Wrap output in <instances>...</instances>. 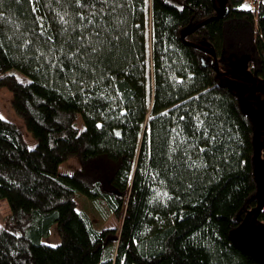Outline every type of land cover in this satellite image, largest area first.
Wrapping results in <instances>:
<instances>
[{
  "label": "trees",
  "instance_id": "1",
  "mask_svg": "<svg viewBox=\"0 0 264 264\" xmlns=\"http://www.w3.org/2000/svg\"><path fill=\"white\" fill-rule=\"evenodd\" d=\"M224 2L0 0V88L36 140L0 119V264H263L231 232L261 205L264 134L255 179L258 111L219 78L264 84V0Z\"/></svg>",
  "mask_w": 264,
  "mask_h": 264
},
{
  "label": "rangeland",
  "instance_id": "2",
  "mask_svg": "<svg viewBox=\"0 0 264 264\" xmlns=\"http://www.w3.org/2000/svg\"><path fill=\"white\" fill-rule=\"evenodd\" d=\"M218 5L220 12H223L225 8L224 0H218ZM238 67L240 69H238ZM241 68V65L238 64L232 69L236 75L240 76V79L237 77H220L219 82L221 84L227 85L230 89H232L239 95L240 107L245 115L254 120V114H256L257 111L259 114L260 110L261 120H263L262 118L264 117V84L260 79H257L255 81V87L249 90L250 84L244 83L243 81L244 79L248 80V78H250L249 74L244 72ZM257 106L260 107L257 108ZM0 117H2L3 120L10 122L17 127L29 148L35 147L36 140L27 131L22 119L13 111L11 107V93L7 88H0ZM76 126L80 130L83 129V124L80 115L77 118ZM255 127L258 132V136L261 135L263 133V129H258L256 123ZM261 153L262 151H259L258 153V179L259 182L264 186V160L262 158L264 156H262ZM77 168V159L70 158L64 163L60 164L57 168V171L61 175H70ZM74 199L77 204V211L83 213L88 217L91 222L92 228L95 231L100 232L106 229L118 230L120 228V219L113 216L105 218L101 214V211L96 203H93L92 201H90L79 193L75 194ZM260 199V201L263 202L264 189H262L260 193ZM9 213L10 211L6 202L0 201V225ZM243 228L245 227L243 226L241 228L234 229L231 232V237H233L234 239L239 238L238 247L245 252L257 255L264 264V227L262 222L257 220L249 231H247L243 236H240V233L243 231ZM59 241L60 239L58 237L56 229L55 227H52L50 230L49 237L43 239L42 243L54 247L59 243Z\"/></svg>",
  "mask_w": 264,
  "mask_h": 264
},
{
  "label": "water",
  "instance_id": "3",
  "mask_svg": "<svg viewBox=\"0 0 264 264\" xmlns=\"http://www.w3.org/2000/svg\"><path fill=\"white\" fill-rule=\"evenodd\" d=\"M219 16H220V14L217 13V16L216 17H219ZM215 68H216V71L218 72V64L216 63V61H215ZM243 81L244 82H247L248 84H250L249 90L252 89V88H254L255 85H256L255 81H253V80L244 79ZM260 114H261V112L259 110V114H258V116L256 118V124H257V126H259ZM260 128L263 129V133L262 134H264V127L260 126ZM259 136L255 139V148L256 149H255V152H254V171H253V174H254L255 179H257V160H256V154H257V151H258V140H259ZM262 189H264L263 186H262ZM263 205H264V200H263V202H261L260 207H262ZM260 207L256 209V211L254 213V216L251 218V220L249 221V223L246 226V228L240 233L241 234L240 236H243L255 224V222L257 221V215H258V213L260 211ZM238 240H239V238L233 239V243L235 245H238Z\"/></svg>",
  "mask_w": 264,
  "mask_h": 264
},
{
  "label": "snow or ice",
  "instance_id": "4",
  "mask_svg": "<svg viewBox=\"0 0 264 264\" xmlns=\"http://www.w3.org/2000/svg\"><path fill=\"white\" fill-rule=\"evenodd\" d=\"M104 2H107V0H104ZM77 3L79 4V3H80V0H77ZM61 19H63V17H61ZM81 19L83 20L84 17L82 16ZM90 22H91V21H90ZM0 119H2V117H0ZM201 123H203V121H201ZM205 135H206V136L208 135L207 131H205ZM210 139L214 140L215 137H210Z\"/></svg>",
  "mask_w": 264,
  "mask_h": 264
},
{
  "label": "built area",
  "instance_id": "5",
  "mask_svg": "<svg viewBox=\"0 0 264 264\" xmlns=\"http://www.w3.org/2000/svg\"><path fill=\"white\" fill-rule=\"evenodd\" d=\"M262 154H264V150L262 151Z\"/></svg>",
  "mask_w": 264,
  "mask_h": 264
}]
</instances>
